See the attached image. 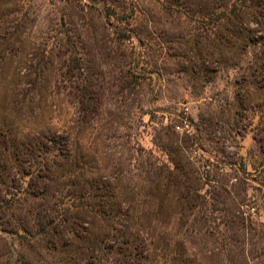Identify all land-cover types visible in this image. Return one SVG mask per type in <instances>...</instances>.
Here are the masks:
<instances>
[{
    "label": "rangeland",
    "instance_id": "1",
    "mask_svg": "<svg viewBox=\"0 0 264 264\" xmlns=\"http://www.w3.org/2000/svg\"><path fill=\"white\" fill-rule=\"evenodd\" d=\"M173 1L182 7L177 13L165 4ZM94 2L112 16L108 22L81 13ZM230 8L227 0H0V137L28 148L16 179L0 181V264H118L113 243L102 258L93 240L86 260L88 244L79 238L100 234L97 226L62 228L61 242L34 235L49 223V183L30 186L32 143L53 146L50 138L62 137L68 159L84 168L76 181L102 185L104 199L142 217L131 224L145 248L135 264H264V176L250 188L230 168L203 169L208 160L261 162L255 141L264 131V68L252 56L262 48L264 18L241 9L237 21H217ZM67 35L78 39L73 56L61 50ZM72 61L96 78L93 118L80 104L84 73ZM185 109L193 135L173 129ZM197 149L198 166L190 159ZM19 190L29 197L11 201ZM154 192L157 202L142 205ZM250 196L259 215L245 221L237 213Z\"/></svg>",
    "mask_w": 264,
    "mask_h": 264
},
{
    "label": "trees",
    "instance_id": "2",
    "mask_svg": "<svg viewBox=\"0 0 264 264\" xmlns=\"http://www.w3.org/2000/svg\"><path fill=\"white\" fill-rule=\"evenodd\" d=\"M227 1L231 4V8L228 11L224 10L221 12L217 16V21L223 20L227 23L237 21L241 9L254 12L256 16L264 18V0ZM99 4L100 3L94 2L93 5L88 7L87 5H83L81 8V13L85 14L87 12H95L99 16H104L102 18L108 22L112 16L110 14H106L105 7L102 6L101 8V6H98ZM165 4L170 6L172 5L173 8H182L180 7V4H175V1L167 2ZM175 11L177 13V11H179L178 8ZM202 13H204L201 14L202 17L211 18V13ZM185 17L188 19L190 18L188 13L185 14ZM263 22H261V24L262 28L264 29ZM69 25H71V23ZM123 37L125 36H121L120 38L122 39ZM76 39L77 38L75 36L72 38L70 35L62 38L60 41L61 50L66 48L68 53L73 56L76 51V41L78 40ZM258 45H261L262 48L261 50L255 52V54L252 56V59L254 62L259 64V69H262L264 68V64H262V61H264V40L258 42ZM72 63L74 64L75 62L72 61ZM74 65L75 72L81 71L84 73V75L81 73V75L84 76V82L83 87L81 88L82 100L80 101V104H82V106L86 105L89 117L93 118L98 112L100 105L99 90L97 87L96 78L92 73L87 72V67L83 66V64H80L79 66L78 63H75ZM182 118L183 116L179 118L178 122H181ZM175 126L176 124L173 126L174 131H176ZM257 137L258 140L255 141L256 146L259 147V154L257 157L261 158L259 165L255 163L252 165H247L245 162L243 165L241 163L232 164L225 160H222L221 163H215L213 160H208V165L211 167L216 166L218 171L221 165H227L228 169L230 168L231 171L233 170L236 174L240 173V176L243 177L241 180L246 182L248 186L252 188V186L257 181V174H262V176H264V131H261ZM49 143H53V146H49L42 140L38 139L35 143H32L34 151L31 154V162L29 166L30 170L26 174L31 178L30 186L40 183L43 180L49 183V186L46 184L44 187L48 200L47 207L43 212L44 218L49 219V223H47L43 228L39 229V231L34 234L35 237H41L43 235L46 237L51 235V237H56L55 239L61 242L59 235H61L62 232L60 229H72L75 224L86 223L91 227L97 226V228H101L100 234L90 232L88 233V238L85 240H81V238H79V241L88 244L86 251L89 254L86 255L88 256L86 257V260L93 256L90 249L94 245H90L94 244L93 241H95L99 242L100 244V247L96 246L95 253L98 252V254H102V258L103 254H106L105 249L108 248L105 247V243H113V246H111L108 250L110 251L109 253L114 256L115 263L135 264V261L142 256L145 248L142 239L140 238L139 231L134 225L131 224H135V222L139 221L142 217L128 209L123 211V202L111 195H108L107 198L104 199V196H102L101 193L103 194V191L108 189L103 190L102 185L99 186V184L96 183H84L83 185L82 183L79 184L78 180L76 181L75 178H77V175H79V179H82V175L80 174L83 173L82 171H84V168L68 159L69 141L67 138H60V142H55V139L50 138ZM29 146L32 147L30 144ZM23 147L26 148V145L22 144L21 146L14 145L13 147H10L8 140L4 138L2 141L0 137V181L8 178H11L13 181L16 179L17 168H22V165L19 164V161H22L20 157L22 156V153L27 151L24 150ZM171 163L175 165L176 171L180 174H178V177L186 176L182 167L178 166L173 161ZM259 169H261V172ZM207 177L208 180H205L204 182L208 185L212 184L213 182H211L209 175H207ZM199 179H202V177ZM67 180H70L71 183H67ZM62 181L63 187H60V183ZM156 182L157 179L155 178V180L151 183L155 184ZM53 184L55 185L54 187ZM70 185L74 188V190H67V187ZM262 187H264V183ZM23 194L21 190L16 191L15 194H11L14 197L11 199V201L15 198L21 199V197H26L27 199L29 197L27 192H25L26 196ZM157 194L158 192L146 194L142 200V205L146 206L149 203L152 204L153 202H157ZM182 199L188 200V197L182 196ZM11 201H7L6 203L10 205ZM133 201L134 203L136 202L135 200ZM214 211H218V209ZM123 219H125L127 224L123 223ZM86 220L88 222H86ZM23 232L31 235V232L28 230H23Z\"/></svg>",
    "mask_w": 264,
    "mask_h": 264
},
{
    "label": "built area",
    "instance_id": "3",
    "mask_svg": "<svg viewBox=\"0 0 264 264\" xmlns=\"http://www.w3.org/2000/svg\"><path fill=\"white\" fill-rule=\"evenodd\" d=\"M175 130L181 134L193 135V132L191 130V122L189 121V118H188V109L184 110V116L182 118V121L180 123L176 124ZM190 159L193 161V163L196 166H198L197 162H199L202 159L201 151L199 149L194 150L191 153ZM210 168H211L210 165H205L203 167V169L206 171H209ZM228 170L229 169H228L227 165L223 164V165H221L219 172L222 174L223 173L226 174L228 172ZM205 173H207V172H205ZM203 179L207 181L208 180L207 175L203 176ZM238 181H239L238 178L234 177V178H231L230 183L235 184V183H238ZM252 200H255V199L250 196V199L245 204H242L239 206V210H238L237 214L239 216H241V218L244 219L245 221L246 220L247 221L255 220V219H257V217L259 215L258 208H257L256 204L254 203V201L251 202Z\"/></svg>",
    "mask_w": 264,
    "mask_h": 264
}]
</instances>
